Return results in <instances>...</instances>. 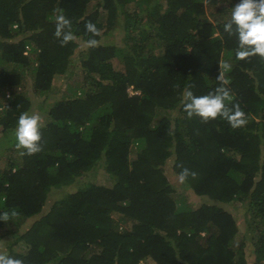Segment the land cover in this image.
I'll use <instances>...</instances> for the list:
<instances>
[{
    "label": "trees",
    "instance_id": "16d2710c",
    "mask_svg": "<svg viewBox=\"0 0 264 264\" xmlns=\"http://www.w3.org/2000/svg\"><path fill=\"white\" fill-rule=\"evenodd\" d=\"M220 3L0 0V156L9 153L0 213H19L0 221L5 254L24 264H249L237 246L248 236L253 264H264V58L236 59L226 9L207 15ZM60 10L78 37L63 47ZM89 21L100 30L95 48L81 44ZM116 28L122 45L102 44ZM225 62L231 103L248 120L237 129L188 118L182 106L186 87L200 96L220 86ZM25 77L31 94L21 91ZM55 92L64 93L49 103ZM26 111L41 116L42 151L31 156L15 147ZM170 159L176 176L183 166L197 178L172 184ZM98 169L112 187L81 183L34 220L52 191ZM178 186L208 202L177 200ZM238 202L242 222L221 206Z\"/></svg>",
    "mask_w": 264,
    "mask_h": 264
},
{
    "label": "clouds",
    "instance_id": "9594fccd",
    "mask_svg": "<svg viewBox=\"0 0 264 264\" xmlns=\"http://www.w3.org/2000/svg\"><path fill=\"white\" fill-rule=\"evenodd\" d=\"M86 32L91 38L84 41V47L95 48L99 41L94 37L100 35V30L89 21L85 25ZM224 31L229 35L238 37V48L235 57L246 60L253 56L264 58V0H240L231 8L230 20L224 24ZM54 36L60 41L61 46H66L78 40L71 30V21L62 12L55 16ZM231 65L227 62L220 66L217 84L220 85L206 95L197 96L191 91V86L182 93L183 111L188 118L198 117L202 122L223 118L233 128H241L248 123L245 112L238 103H231L233 95L227 87L229 84L225 73L230 71ZM16 145L18 150H23L22 155H34L42 151L41 116L36 112H23L20 114L15 129ZM195 171L181 166L177 175L180 184H184L189 177L196 179ZM19 215L15 209L0 213V221L7 223ZM0 264H24V261L10 255L0 253Z\"/></svg>",
    "mask_w": 264,
    "mask_h": 264
},
{
    "label": "rangeland",
    "instance_id": "374dc122",
    "mask_svg": "<svg viewBox=\"0 0 264 264\" xmlns=\"http://www.w3.org/2000/svg\"><path fill=\"white\" fill-rule=\"evenodd\" d=\"M236 1L235 0H221V3L220 4H217V6L215 7H208V13L207 15L212 19L214 20L216 18V16L214 18H212L210 16V13H214L215 14V10H222V9H226L225 10V13L226 16L224 18L225 19H229L230 18V12H231V6L232 5H235ZM122 38H123V32L120 28H116L114 30H111L109 31L108 33V36H105L103 37L102 39V44H107V43H110V44H114V45H122ZM82 46L84 47V43H81ZM86 48V47H85ZM114 64L118 67V68H122V65H121V62L119 60H114ZM77 76H81L80 72L77 71ZM25 80V84L22 85V88H21V91H24L26 93H29L31 94L32 92L30 91V87H32V77H25L24 78ZM58 83V82H57ZM55 85V84H54ZM56 87V85H55ZM63 91V90H62ZM64 92H55V93H50V101L49 103L53 102V98L57 99V98H60L62 95H63ZM40 100H44V97L43 98H37L35 100V102L37 101H40ZM9 154V153H8ZM8 154L6 155H2L0 156V169H3L5 166H7V157H8ZM172 159H170L168 161V163L165 165V168H168L166 169L167 171V175L169 176L172 184H176L178 185V180H177V176L172 172ZM104 174L105 171L103 169H98V170H95L94 172H91L90 176L87 177H82L80 179H78L76 182H74L73 184L69 185V186H65L61 189H56L55 192L52 194V192L49 194L48 196V201L46 202V205L44 206L43 208V211L40 215H38L37 217L34 218V220H38L41 216L45 215L46 212L49 211V209L51 208V206L63 199L65 196H67L68 194H72L74 192H77L78 190L81 189V183H96L98 185H101V184H105L106 186L108 187H112V183L110 181H108V179L106 180L104 178ZM77 188H80L77 190ZM83 188V187H82ZM77 190V191H76ZM178 190V193L175 195V198L177 200H183L187 203H189L190 205H194V204H197V205H202L205 201H207L206 199H204L203 197H200L199 196H195L193 194V192L191 190H188L186 189L185 187H181V186H178L177 188ZM208 198V197H207ZM209 199V198H208ZM210 200V199H209ZM208 202V201H207ZM195 206V205H194ZM223 208L231 211L233 214H234V217L236 218V220L242 222V216L245 214V206L243 203H233V204H224V205H221ZM246 234V227H242V231H241V235L244 237ZM246 237V236H245ZM250 237L252 238V236L250 235ZM8 238V237H7ZM10 238H8L9 240ZM250 238L247 236L246 239L244 241H239V244L237 245L238 247L242 244L243 248H244V251L246 252H249L248 254V260H249V264H253V253H252V246H251V243H250ZM4 242H1L0 243V253H6V248L4 247ZM149 264H154L153 261L149 260L148 261Z\"/></svg>",
    "mask_w": 264,
    "mask_h": 264
}]
</instances>
